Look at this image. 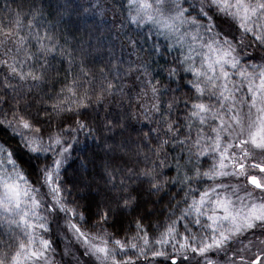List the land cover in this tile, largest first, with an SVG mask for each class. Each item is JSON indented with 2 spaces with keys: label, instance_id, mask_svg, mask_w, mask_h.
I'll use <instances>...</instances> for the list:
<instances>
[{
  "label": "snow or ice",
  "instance_id": "snow-or-ice-1",
  "mask_svg": "<svg viewBox=\"0 0 264 264\" xmlns=\"http://www.w3.org/2000/svg\"><path fill=\"white\" fill-rule=\"evenodd\" d=\"M12 3L0 5V132L16 145L0 142V264H57L54 227L83 249L74 264H264V0H113L102 23L137 55L127 62L97 35L99 5L61 6L89 17L73 48L59 21L41 34L36 0Z\"/></svg>",
  "mask_w": 264,
  "mask_h": 264
},
{
  "label": "trees",
  "instance_id": "trees-1",
  "mask_svg": "<svg viewBox=\"0 0 264 264\" xmlns=\"http://www.w3.org/2000/svg\"><path fill=\"white\" fill-rule=\"evenodd\" d=\"M10 3H12V0H9ZM25 3V10H27V5L31 3V0H15V3H12V7L16 8V5L19 3ZM37 5L42 8V15L38 16L36 18V23L40 27V32L43 35L44 33V27L49 23V22H57L59 21L58 24V31L61 35V44L64 43L65 40H67V44L73 48L78 46L80 37L83 33V28L84 24L89 21L88 16H78L77 11L72 8V7H65L63 10L61 9V6H66L69 2V0H36ZM113 0H71L72 5L80 4L83 5L84 7H87L89 3L93 5H99V11L97 14L94 16V20L96 25L100 29V33H97V35H100L101 40L103 41L104 44V49L107 51L109 47H111L114 43L115 45V51L116 55L118 57H121L123 60L131 61L135 60L137 58V55L134 54L131 49L125 47L121 48V43L122 40L116 36L115 33L112 34V36L108 35V30L107 27L105 26V23H102V21H111L112 20V13L109 11V7L112 5ZM3 4V0H0V5ZM77 27L81 28V32L77 33L75 29ZM146 31V29H145ZM84 39H87L85 36ZM161 42V44H164L165 41L163 38H158ZM151 43V42H150ZM150 45H146L145 47H149ZM177 53L174 51L173 55H176ZM143 57V53L140 54ZM107 58V57H106ZM62 57L59 54H56V59L52 60V64L59 68L61 70V76L64 74V69L68 67L67 63H61ZM167 59H171V57H167ZM160 65H164L167 67L165 64V58H161L158 56H153L150 58V71L153 73V75H156V78L161 80L163 84L168 83V77L166 72H162L160 70ZM53 75H55L53 73ZM181 75H185L184 73H181ZM190 79V76L185 75V80ZM135 84L138 86L139 81H136V74H133L130 77L125 78V89L126 91L132 90L133 85ZM175 86V85H174ZM138 90V89H137ZM183 91V90H182ZM134 94V91H133ZM113 109L116 108V105H112ZM135 127L137 129H143L144 131H147V127L144 125L146 124L145 121L141 120L139 122H134ZM81 141H84L83 135L80 137ZM7 141L8 143L12 144L13 147H15V141L9 139L8 134L4 132H0V142ZM88 143H92V141H88ZM81 147H83V144H81ZM165 150L168 154V158L164 160L165 167L162 169L165 175L168 176H173L176 174V166H175V159L178 156L182 155L181 150L179 147H176L174 145H166ZM75 155V154H74ZM20 158L22 161H27L28 158L27 156H24L20 154ZM207 166V165H205ZM24 167L29 168L30 163H24ZM71 173V169H69V174ZM177 189L173 188L171 189V192H175ZM58 259L56 261H59L60 263L57 262V264H65L62 258H55ZM163 264V261H161ZM67 264V263H66Z\"/></svg>",
  "mask_w": 264,
  "mask_h": 264
},
{
  "label": "rangeland",
  "instance_id": "rangeland-1",
  "mask_svg": "<svg viewBox=\"0 0 264 264\" xmlns=\"http://www.w3.org/2000/svg\"><path fill=\"white\" fill-rule=\"evenodd\" d=\"M54 247L56 249V252L54 253L55 258H62L64 263L66 264H74V257H80V254L82 253L83 249L79 248L75 244V242H70L65 236L63 232L57 231L54 227ZM66 245L70 248L72 255H65V247ZM256 252V248L253 247L251 249L250 253H246V256H251L254 259V254ZM58 260V259H56ZM161 261H163V258H161ZM60 263L59 261H57ZM162 264V263H161Z\"/></svg>",
  "mask_w": 264,
  "mask_h": 264
}]
</instances>
